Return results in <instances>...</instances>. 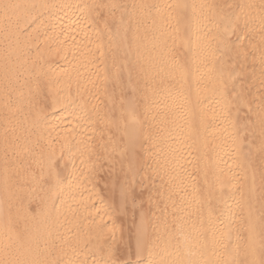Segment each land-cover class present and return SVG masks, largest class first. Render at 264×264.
<instances>
[{
    "label": "bare ground",
    "instance_id": "1",
    "mask_svg": "<svg viewBox=\"0 0 264 264\" xmlns=\"http://www.w3.org/2000/svg\"><path fill=\"white\" fill-rule=\"evenodd\" d=\"M0 264H264V0H0Z\"/></svg>",
    "mask_w": 264,
    "mask_h": 264
},
{
    "label": "rangeland",
    "instance_id": "2",
    "mask_svg": "<svg viewBox=\"0 0 264 264\" xmlns=\"http://www.w3.org/2000/svg\"><path fill=\"white\" fill-rule=\"evenodd\" d=\"M142 182H143V181H142ZM142 182L140 181V182L137 183L136 185L140 184V186H142V187H143V190H144L146 187L143 186V185H145V183L142 184ZM136 185H135V186H136ZM138 186H139V185H138ZM138 186H137V187H138ZM140 186H139V187H140ZM137 187H136V188L134 187L133 189H137ZM142 187H140L141 190H140V189L137 190L138 192H137L136 190H135V192H134V190L132 189V194H133V195H131L132 197L130 196V197H131V198H130V202H131V200H132L133 203H131V204H132L133 206L130 204V202L127 204L128 207H127V205H126V207H127V211H128V210L130 211V212H128V214H129V216H131V217H132L133 215H135V213H136V211H137L136 209H138V208H140V207H143L144 205L146 206V205L148 204V202H147L146 204H143V205H142L143 202H142V203L140 202L141 198H143V197H144V194H145V191H143L144 193L140 192V191H142ZM144 187H145V188H144ZM139 190H140V191H139ZM140 193L143 194V196L140 195ZM137 194H138L141 198H140V197L138 198V197H137ZM133 196H135V197L133 198ZM135 198H136L137 201H135ZM155 200H156V202L158 201L157 199H155ZM141 201H143V199H142ZM144 201H145V199H144ZM135 202H136V203H135ZM145 202H146V201H145ZM154 202H155V201H154ZM138 203H139V204H138ZM149 203L151 204V202H149ZM140 204H141L142 206H138V205H140ZM150 204H148V205H150ZM129 206H130V207H129ZM131 206H132L134 209H132ZM150 206H151V205H150ZM137 207H138V208H137ZM129 208H130V209H129ZM131 210H132V211L134 210L135 212L133 211V212H134V213H133ZM130 213H131V214H130ZM130 225H131V224H129L128 226H126V229H127V230L125 229V233H126V231H127V236L129 235V233L131 234V232L128 233V229H130V227H129ZM128 227H129V228H128ZM129 231H131V230H129ZM125 233H123V234H124L123 237L121 236L122 238L127 237V236L125 235ZM123 234H122V235H123ZM121 237H119V239H118V237H117V239H115V240L113 239L115 242H112V243H113V244H114V243H117L118 246H119L120 243L122 244V242H120V241H122V240L124 241V240H125V238L122 239ZM127 238H128V237H127ZM120 239H121V240H120ZM129 239H131V235H129ZM129 239H127V242H128L129 245H130V242H131V241H130ZM116 240H117L119 243H118ZM128 240H129V241H128ZM117 244H116V245H117ZM123 244H126V242L123 243ZM114 245H115V244H114ZM127 245H128V244H127ZM127 245H125L124 247H127ZM129 245H128V247L130 248ZM128 247H127V248H128Z\"/></svg>",
    "mask_w": 264,
    "mask_h": 264
}]
</instances>
